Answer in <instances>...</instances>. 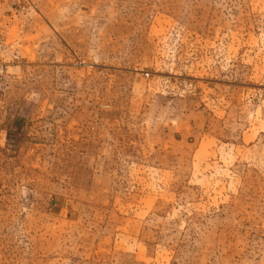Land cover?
Masks as SVG:
<instances>
[{"label": "rangeland", "instance_id": "374dc122", "mask_svg": "<svg viewBox=\"0 0 264 264\" xmlns=\"http://www.w3.org/2000/svg\"><path fill=\"white\" fill-rule=\"evenodd\" d=\"M0 264H264V0H0Z\"/></svg>", "mask_w": 264, "mask_h": 264}, {"label": "built area", "instance_id": "2783aa9c", "mask_svg": "<svg viewBox=\"0 0 264 264\" xmlns=\"http://www.w3.org/2000/svg\"><path fill=\"white\" fill-rule=\"evenodd\" d=\"M18 58L16 44L9 39V30L0 24V81L8 76Z\"/></svg>", "mask_w": 264, "mask_h": 264}]
</instances>
